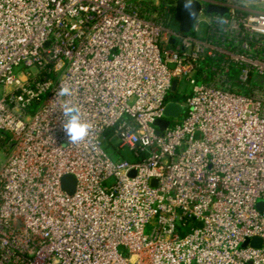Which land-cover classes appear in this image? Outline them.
I'll use <instances>...</instances> for the list:
<instances>
[{
	"label": "built area",
	"instance_id": "2783aa9c",
	"mask_svg": "<svg viewBox=\"0 0 264 264\" xmlns=\"http://www.w3.org/2000/svg\"><path fill=\"white\" fill-rule=\"evenodd\" d=\"M176 1L0 0V264H264V0Z\"/></svg>",
	"mask_w": 264,
	"mask_h": 264
},
{
	"label": "water",
	"instance_id": "95a60500",
	"mask_svg": "<svg viewBox=\"0 0 264 264\" xmlns=\"http://www.w3.org/2000/svg\"><path fill=\"white\" fill-rule=\"evenodd\" d=\"M203 6L199 1L195 0H177L174 7V17L179 26V30L182 33H189L192 31L196 19L199 13L203 10ZM205 13L208 15H220L225 16L227 10L224 8H219L214 5H209L204 9ZM173 42V41H172ZM177 82L173 83L172 91H175ZM183 112V107L177 103H169L165 109L164 115L167 118H178ZM156 125L159 128L157 131L160 134L164 131L169 125V120H157ZM155 183V182H153ZM61 185L63 190L68 195H73L76 191L77 181L74 176L67 175L62 178ZM253 245H258V240L256 239Z\"/></svg>",
	"mask_w": 264,
	"mask_h": 264
},
{
	"label": "clouds",
	"instance_id": "9594fccd",
	"mask_svg": "<svg viewBox=\"0 0 264 264\" xmlns=\"http://www.w3.org/2000/svg\"><path fill=\"white\" fill-rule=\"evenodd\" d=\"M58 95L61 97L71 96L72 90L65 85L60 88ZM63 116L65 120L62 127L68 141L72 144L84 141L89 134L91 125L82 119L79 107L66 102L63 105Z\"/></svg>",
	"mask_w": 264,
	"mask_h": 264
},
{
	"label": "trees",
	"instance_id": "16d2710c",
	"mask_svg": "<svg viewBox=\"0 0 264 264\" xmlns=\"http://www.w3.org/2000/svg\"><path fill=\"white\" fill-rule=\"evenodd\" d=\"M172 0H162V2H166V3H170ZM154 9H156V8H154ZM158 9H160V10H163V11H165V13H164V15H166V12L168 13L169 11H167L169 8H167L166 7V4L165 3H161V5H160V7L158 8ZM164 17L165 16H163L162 18L164 19ZM171 17V18H170ZM170 17H168V21L169 22H167L168 24L170 23V25L171 26H173V27H175V28H177V29H179V26H178V24H177V22H176V20H175V17H174V15H171ZM167 18V17H166ZM166 23V22H165ZM185 98V96H183L181 93H179L178 91H175V92H173L171 95H170V97H169V99L170 100H177V101H182L183 99ZM111 136V134L109 135V137Z\"/></svg>",
	"mask_w": 264,
	"mask_h": 264
},
{
	"label": "rangeland",
	"instance_id": "374dc122",
	"mask_svg": "<svg viewBox=\"0 0 264 264\" xmlns=\"http://www.w3.org/2000/svg\"><path fill=\"white\" fill-rule=\"evenodd\" d=\"M144 1H147V3H150V2H153V4L154 5H161L160 3V0H144ZM158 3V4H157ZM188 90H190L191 89V87H189V88H187ZM0 90H1V87H0ZM115 143L116 142H113V143H109L108 141L106 142V144H105V146H104V149H105V151L109 154H111V156H112V158L114 159L115 158V152H114V150H115ZM123 153L124 154H129V152L128 151H126V150H124L123 151ZM130 155V154H129ZM129 155H127L126 156V158H124L125 160H127V161H134V158H132V156H129ZM3 160H4V157H3V155H2V152H0V165H2L3 164Z\"/></svg>",
	"mask_w": 264,
	"mask_h": 264
}]
</instances>
